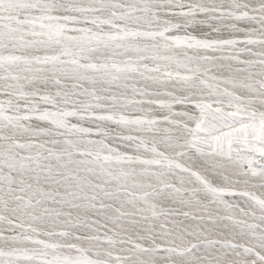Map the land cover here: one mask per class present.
Returning <instances> with one entry per match:
<instances>
[{"label":"snow or ice","instance_id":"1","mask_svg":"<svg viewBox=\"0 0 264 264\" xmlns=\"http://www.w3.org/2000/svg\"><path fill=\"white\" fill-rule=\"evenodd\" d=\"M0 264H264V0H0Z\"/></svg>","mask_w":264,"mask_h":264}]
</instances>
